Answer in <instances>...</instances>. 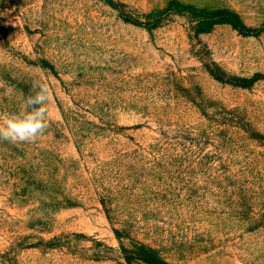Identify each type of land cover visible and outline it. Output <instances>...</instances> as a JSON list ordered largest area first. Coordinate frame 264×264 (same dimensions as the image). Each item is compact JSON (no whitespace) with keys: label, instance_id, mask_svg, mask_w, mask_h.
I'll return each instance as SVG.
<instances>
[{"label":"rangeland","instance_id":"obj_1","mask_svg":"<svg viewBox=\"0 0 264 264\" xmlns=\"http://www.w3.org/2000/svg\"><path fill=\"white\" fill-rule=\"evenodd\" d=\"M228 23L201 31L202 11ZM0 264H264V0H0ZM130 257V260L128 259Z\"/></svg>","mask_w":264,"mask_h":264},{"label":"clouds","instance_id":"obj_2","mask_svg":"<svg viewBox=\"0 0 264 264\" xmlns=\"http://www.w3.org/2000/svg\"><path fill=\"white\" fill-rule=\"evenodd\" d=\"M51 100L48 85L35 82L33 91L23 98L18 111L0 114V142L13 145L36 142L50 126Z\"/></svg>","mask_w":264,"mask_h":264},{"label":"trees","instance_id":"obj_3","mask_svg":"<svg viewBox=\"0 0 264 264\" xmlns=\"http://www.w3.org/2000/svg\"><path fill=\"white\" fill-rule=\"evenodd\" d=\"M199 16H201V31H206L216 24L223 23L232 25L243 34H248L250 31L236 13L227 9L202 11ZM133 254L136 256V259H139L146 264H169L146 247L139 248V252H134ZM128 259L130 260V257Z\"/></svg>","mask_w":264,"mask_h":264}]
</instances>
